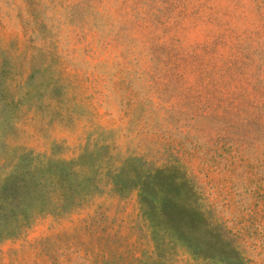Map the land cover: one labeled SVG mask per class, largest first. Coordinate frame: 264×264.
Wrapping results in <instances>:
<instances>
[{
	"label": "rangeland",
	"instance_id": "374dc122",
	"mask_svg": "<svg viewBox=\"0 0 264 264\" xmlns=\"http://www.w3.org/2000/svg\"><path fill=\"white\" fill-rule=\"evenodd\" d=\"M22 154L46 209L0 264H264V0H0Z\"/></svg>",
	"mask_w": 264,
	"mask_h": 264
},
{
	"label": "trees",
	"instance_id": "16d2710c",
	"mask_svg": "<svg viewBox=\"0 0 264 264\" xmlns=\"http://www.w3.org/2000/svg\"><path fill=\"white\" fill-rule=\"evenodd\" d=\"M47 167L46 165L35 162L32 157H28L26 154L17 156V159L12 166L0 175V238L11 235L22 223L28 218L32 217L34 213L39 210H44L42 204L43 190L36 187L37 184H41L43 179H35L33 175L41 167ZM31 177V178H30ZM70 187V184H67ZM168 199L171 197L167 196ZM172 205L179 211L182 209V213L186 210L187 205L183 201L176 202L170 200ZM195 211V210H194ZM187 215L182 214V218L194 219L193 223H196L198 219L197 213ZM166 231V228H163ZM171 242L170 239H163L162 242H154L155 248L158 245H166ZM235 264H245L241 257L235 262Z\"/></svg>",
	"mask_w": 264,
	"mask_h": 264
}]
</instances>
